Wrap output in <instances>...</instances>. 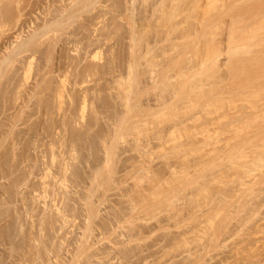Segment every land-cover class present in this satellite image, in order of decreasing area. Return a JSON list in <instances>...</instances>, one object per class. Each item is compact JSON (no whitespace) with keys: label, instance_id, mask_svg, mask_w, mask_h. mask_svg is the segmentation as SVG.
I'll list each match as a JSON object with an SVG mask.
<instances>
[{"label":"rangeland","instance_id":"374dc122","mask_svg":"<svg viewBox=\"0 0 264 264\" xmlns=\"http://www.w3.org/2000/svg\"><path fill=\"white\" fill-rule=\"evenodd\" d=\"M0 1H1V3H0V12H1L0 13V24H1V27L3 29V30L2 29L0 30V32H1L0 33V57H3L2 56V53L4 54L8 50L7 48H11V46L13 48L16 45H19L21 43V41L26 40L27 38H29L28 36L31 35L36 29H40L41 26L43 27L46 23H49L50 21H52L53 19H55V18H53L55 16V14L58 15V16L60 14H62L63 16H65L66 14H70V13L74 15V18L73 19H70V21L72 22L73 25L67 24L64 28H62V30H60L54 38L52 37L55 41L52 42V39H49L48 40V39H46L48 36H46V37L44 36L43 39H42L43 42L41 41L42 45L39 43V45L31 46V51L29 50V52H24L25 55H23L24 53L22 54L25 57H18V59H20V58L21 59L22 58H25V59H22L23 61L20 59V61H22V62H19V61L15 62L14 61L15 62V63H13V64H15L14 67L12 66V69L9 72H6L7 74L5 73L6 74L5 77H2V78L0 77L1 78L0 79V110H1L0 111V113H1L0 114V123H1L0 124V137H1L0 138V154H1L0 155V162H1L0 163V176L2 175L0 177V183L2 184V185H0V198H2V196L7 198V194H9L8 193L9 190L13 194V195L10 194V196L8 195L9 197H8V199L5 198L6 199L5 201H4V199H0L1 200L0 201L1 202L0 209H2V210L3 209L4 210L5 209H8L7 211L11 212V214L14 213L12 215L14 217L16 216L15 218L17 219V222L21 221L20 220V217H23L22 214H24V211L21 210L22 207L24 208V210L27 209V207L24 204V201L26 203H28V204H33L34 203L32 205V207H34V208L31 210L32 211V214H33V216H32L33 219L35 217H36L35 219H38V216L39 215L40 216L43 215L44 212L45 213H49L50 216L52 215L54 217V218L52 217L53 220L55 218L56 219H60L62 214L59 216V215H57V213H54L55 211L53 210L54 209L53 203L55 204L56 201L58 202V203H56L58 207H59V205H61L60 206L61 208H62V206H63V208H65L64 209L65 210L64 211V216L69 213L66 218L70 221V223L68 221V223L64 226V228H66V229H62V230L61 229H57L58 226H60V221L59 220H58L59 221V223H58V221H53L51 219L52 220L51 223H53V226H52L53 228L52 227L50 228V224L51 223L48 224L49 221L48 222H45L46 223L45 229H46L47 232L45 231V229L43 230V232L45 234H47V236L45 235L46 237L44 236L43 238L45 240H47V242L43 246L41 245L42 248L40 247L41 250H40V253H39V254L42 253L40 255V257H41V259L43 257V259L41 260V261L44 260V263L43 264H45V262H47L46 264H65V262L67 263V261H69L68 258H71V257H69V256H71L69 254V252L67 253V249L69 248L70 250H72L73 247L76 246V243H74V242H76L75 239L78 240L77 238L80 236V234H81L80 232H82L83 227H84V224H85V222H82V221L85 220L86 217H87V211L85 209L84 203H83L84 207L82 206V202H84V196L87 193L86 189H87V186L89 185V182H90L88 178L87 179L85 178V177H87L86 176L87 174L90 175L91 177L94 174L96 175V176L94 175L95 176L94 181L95 180L96 181L95 182H92L91 181L90 182L91 183L90 184L91 186L89 185L91 188L92 187L95 188L94 195L92 196V201H94V203H95V205H94L95 214H93V217H92V227H93V230L89 233L90 234L89 235V239L91 240V242L93 241L92 242L93 245H92L91 248H93L95 246L92 249V251L94 250L93 252L96 253L95 254L96 257H93L92 256L91 260L89 259L90 262H91V264H146V262H147V264H264V234L260 233L259 235H257L258 233H255L254 234V232L252 230H250V229H252L251 226H252L254 220H251V221L247 222L246 224L243 225L242 228H239L238 227V223L236 221L235 214H234V211H235V208H234V182H233V180H234L233 179L234 178V176H233V173H234L233 170H234V168H233V166L231 164L232 163L231 160L229 161L230 158H228V156L231 154V152H230L231 145L233 144V137H232V140H229L230 138H228V137H231L232 136L231 135L232 133L230 131L232 130L231 128H233V126L231 124L232 122L231 123L228 122V120H227V119H229L228 117H224L226 119V121L228 122V124H227L226 121L223 120L224 119L223 117H222L223 119L221 118L222 120H221V123H220V125L221 124L223 125L226 122V124L223 125V127H222V130H224V132L226 131V133L220 132L218 130V129L221 130V126L220 125H217L218 124L217 122L212 123L213 125L211 123H209L210 125L208 123H205L206 125L208 124V127L207 128H209V129H207L203 125L204 126V129L206 128L207 131L209 130L208 132H205L204 131L207 134L210 131H212L211 130L212 127L215 129V127L220 126V128L218 127V128L215 129V131H212L210 133H212V135H214L215 132H217V134L222 133L223 136H219L218 137V135H214V137H213L211 135L212 136V137L210 136L211 138L208 137L210 133L208 134V136H206L207 138H205L204 135H206V134L203 131L202 132L204 134L202 132H199V135L198 134H196V136H194V135H191L190 136L189 135V137L185 133H184L185 136H184V134L181 136V134H182L183 131H181L180 133H178V132L175 131V133H173L172 135L166 136V135H164L165 134V130L166 131L168 130L169 125H167V124L168 123L170 124V122L167 123V121H165L167 124L165 122L160 123V121L163 120L161 118V116H160L161 119L159 118L160 121H158L157 118H156L157 122H154V121H156L155 119H153L154 121L151 119L152 120L151 122L154 123V126L156 128L155 131H157L158 128H160V129L162 128V130L158 129V130L162 131V133L159 132V134L164 137L162 139H158L157 137H155V135H154L155 132L152 131V130H154L153 129L154 127H153V124L150 121H149L150 122L149 124H151V125H149V124L148 125L151 128L152 127L153 128L152 129L151 128L149 129V126L146 123L145 126L148 127L147 130L145 129V126L144 125L143 126L142 125H139V126L136 127L135 125H136V123L138 121L136 123H127L126 128H124V131L128 129L130 131V133H129L128 130L125 131V136L123 138H121V139H117L116 142H115V146H116V148H115V156H114V159L112 161L113 163L111 165V167H112L111 169H112L113 172H111L107 176L105 170L101 174L96 173L95 170H94V167L97 170V166L99 165V162H101V165H102L101 167H103L102 160H101L103 158H101V157L104 156V154L102 155V153H104L103 151L105 150V148H103L102 146H104V144L106 142H109L110 141L109 138H111V135H112L111 133H112V131L115 132V129H116V125H115V122H114V120H115V117L114 116L118 112L116 110H119V111L121 110V106H120L119 109H118L119 106H117V103L119 105L118 98H115V95L117 93V90L115 88L116 87V83L114 82V80L117 77H119L118 75H116V74L119 73V72H117L118 69H117L116 66L119 67V65H116V64H119L121 62L123 63V59L122 58H124L125 56H127V53L129 51L127 49V46L129 45V42H130L129 41V38H127L129 36L127 34L129 28H127L128 26H126L128 24H125V23H127L126 20L123 19V18H121V17H120L121 18L120 19L118 16H116L117 19L116 18H113V17L110 18L113 15V13H114V11H113V9H114L113 6L114 5L111 6L112 5V2L113 1H114L113 3L118 2V4H120V3H122L121 1H123V3L125 4V6L127 5L126 7L128 8L127 10L124 9V15H126V14L128 15V13H130L128 16H133L134 19H136L137 22H138L139 19L141 21V18L142 17L144 19H145V17L146 18L148 17L147 18L148 20L153 21L152 19H153V17L155 15H153L151 17V13H152V11H151L152 7L151 6L154 5L156 2H158V0H153V1L152 0H150V1L148 0L150 3H152L150 5V3L148 2V4L150 5L151 8L148 7L149 5L147 4V2H146V4H145V1L144 2H140V3H142L143 7H146V6H144V4L145 5H148L147 6V9L146 8L143 9L138 0H130L131 3H129L128 0H121V1L120 0H111V1L110 0H94L93 1V3H94L93 5H87L84 2H82L81 0H66V1L65 0H26V2H25V0H0ZM21 1H23V2L21 3ZM136 1H138L139 4H137ZM47 5H48V7H47ZM67 5H68V7H67ZM4 8H6L5 9V12H4ZM96 9H98V10H96ZM46 11H48V12H46ZM101 11H102V13H101ZM50 12H52V13H50ZM105 12H107V13H105ZM53 13H54V15H53ZM100 14H101V16H100ZM115 14H116V12H115ZM146 14H148V15H146ZM89 15H90V17H89ZM97 16H99V17H97ZM103 16H104V18H103ZM94 18L95 19L98 18V19H96L97 22L94 20ZM102 18H103V20H102ZM109 18H110V21H108ZM128 18L129 17H127V19ZM42 19H43V21H42ZM83 19H85V20H83ZM99 19H101L102 21L100 20V22H98ZM147 19H145V20H147ZM90 20H92L93 23H95V25L92 24V22ZM116 20L117 21L119 20V22H116ZM85 21L87 23L86 25L84 24ZM118 23L120 25H117ZM8 24H9V26H8ZM82 25H83L84 28L86 26V28L84 29L82 27ZM93 25H94V27H93ZM35 26H36V28H35ZM88 26H90V28H88ZM6 27H8V28H6ZM66 28H67V30H66ZM137 28H138V25H137ZM91 29H93L94 31L91 30ZM91 31H92L93 35H92ZM113 32L116 34V36H113V35H115ZM97 33H98V35H97ZM151 33H152V31H151ZM151 33L148 32L147 35L149 34V36H151ZM125 34H126V36H125ZM89 35H91V36H89ZM95 35H97L98 37L95 36ZM107 35L108 36L110 35V36L108 37ZM152 35H153V33H152ZM15 36H16L17 39L15 38ZM69 36H71V37H69ZM117 36H119V37H117ZM65 37H66L67 41L64 40ZM86 37H89V38L92 37L93 39L91 38L92 39L91 42H93L94 39H95V41H94L95 44L94 45H89V43H88L89 42V40H88L89 38H86ZM36 38H37V36H36ZM75 38L77 40H75ZM84 38H86V39H84ZM4 39H6V40H4ZM83 40H85V41H83ZM149 40L152 43L154 41L153 39H149ZM13 41H16V42L14 43ZM44 41H45V43H44ZM79 41H81L82 43L79 42ZM86 42L88 43L87 45H89L90 48L89 47H86L87 45L85 46ZM74 43L78 44V46L80 48L86 47V49L84 48V52H82L83 51V48L82 49H79V47H78V49H79V52L80 53H78V51L76 52L77 47H76V44H74ZM13 44H14V46H13ZM109 44H110V46H109ZM126 44H128V45H126ZM55 45H56V47H55ZM81 45H84V46H81ZM8 46H10V47H8ZM106 46H107V48H106ZM50 48H51V50H50ZM102 49H103V51H102ZM48 50L51 52L50 54L47 53V52H49ZM73 50L75 51L76 56L81 57V58H83V57L85 58V59L83 58L84 62L78 63V60H72L71 57H67L69 55L70 56L75 55L74 52L73 53L71 52ZM87 50H88V53H91L93 51L95 52V51H100L101 50L100 51V54H101L100 56H103V60L105 62L103 60H101V61L103 63H105V64L103 65V63L101 64V62L100 63L98 62L99 63V66H98V69L99 70L97 69L96 70L97 72L95 71L94 77H93V75H90V77L87 76L88 81L86 79V81H87L86 83H83V82L81 83L80 80H81V77L84 74V68H82V66H84L88 62H95V61L97 62V59L96 58H95V60L94 59H91L92 57L89 54H86L87 53ZM110 50H111V52H110ZM8 51H7V53H5V55L8 54ZM77 53L80 54V55H78ZM30 54H32V56H31L32 57L31 67H30L29 72L28 73H25L23 71H26L27 68L25 67L26 65L24 66V64H25V61L27 60L28 57L31 58L30 57ZM47 55H48V57H47ZM45 56L47 57V59L45 58ZM109 57H110V59L112 58L113 60H112V62H110L108 64L107 61H108ZM67 58L68 59H71L70 61L71 62L73 61V63H71ZM88 58H90V59H88ZM119 58H120V60L122 59L121 62H120ZM66 59L68 60L67 62H66ZM46 60H47V62H46ZM51 64H52V66H51ZM62 64H64V65H62ZM68 64H70V68H69V65ZM53 65L55 66V68H54ZM66 65H68V66H66ZM22 66L24 67V69L26 68V70H23V67ZM40 66H41V68H40ZM109 66H111L112 68L117 69V70H114V69L110 68ZM71 67H73V68H71ZM101 67H102V69H101ZM49 68H51L50 69L51 72H49ZM57 68H59L60 70L57 69ZM67 69H69L68 72H67ZM110 69H112V70H110ZM108 70H109V72H108ZM113 71H115V73H116L115 76H114L116 78H113ZM106 72H108V73L106 74ZM23 73H25V74H23ZM36 73H37V75H36ZM46 73L48 74V76H47ZM65 73H67V74H65ZM40 75H42L41 76L42 78L40 77ZM70 75H72L73 77L70 76ZM102 75L105 76V78ZM11 77H13L14 79H12ZM62 78H66V79L61 84V82H59V81H61ZM20 79H21V81H20ZM109 80H111V81H109ZM105 81H106V83H105ZM57 82H59L62 86L59 83H57ZM54 83H56V87L58 85H60L59 88L58 87L56 88ZM143 83H146V82H144V81L141 82L140 85H139L140 88L143 87V86L144 87L146 86V84L144 85ZM22 84H24V85L22 86ZM34 84H36V86ZM106 85H108L110 87H108ZM111 85H113V87ZM18 86L20 87V89H18L19 88ZM48 86H49V88H48ZM60 87H61V90H62V87H63L64 88L63 90H65V91H63V90H62V92H61V90L57 91L58 89H60ZM204 87H207V85L204 86ZM79 88H80V90H79ZM55 89H57V90H55ZM86 89H88L87 90L88 93H85V95H88L89 94L88 96H86V97H88L86 102H89V103H86L85 102V104H84V110H83V114H85L84 116H86V118H85V120H83L84 119L83 118V119H81V121H79V119H80V116L79 115H80V112H81L80 106H82V104H80L81 103L80 100L83 97V96L82 97H80V96L84 94L82 91L83 90H86ZM141 89H143V88H141ZM58 92H61V95L62 96L60 95L58 97V95H56ZM151 92H152V90L148 91L145 94H142V96H140V99H139V100L142 99L141 100L142 102L141 103L139 102V103L142 104V105H144V104L146 105V102L150 101V103H148L147 106H150L151 107L152 106V103H154L152 101H154V98H155V97H153L154 96V93H152L153 94L152 95V94H150ZM48 93H49V95H48ZM62 93H64V94H62ZM67 95H69L68 96L69 98H67ZM96 95H98L99 97L96 96ZM39 96H41V98ZM108 96H110V97H108ZM14 97L17 98L18 101L15 100ZM57 97H58V99H57ZM150 97H151V99H150ZM11 98H12V100H11ZM59 99H60V101H59ZM62 99H63V101H62ZM88 99H89V101H88ZM90 99H92V101ZM74 100H76V101H74ZM100 100H102L103 102L100 101ZM47 101H48V103H47ZM54 101H55V104H54ZM58 101H59V103H57ZM69 101H70V103H69ZM90 101L93 103L92 106H90L91 105L90 104L91 103ZM111 102H112V104H111ZM219 102H223V101L222 100L221 101H218V103L215 102V104L218 105V104H220ZM62 103L64 104V106H62ZM96 103H98V104L96 105ZM113 103L116 104V107H115V105ZM226 103H227V101H224L222 107H223V109H225V111H228L229 110V108H228L229 106L228 105H230L231 103H227L228 105ZM78 104H80V105H78ZM22 105H23V107H22ZM37 105H39V108L37 107ZM56 105L59 106V107H57ZM86 105H87V107H86ZM110 105L111 106L114 105V106L111 107ZM217 105H215L214 107H216ZM138 106H139V104L137 105V107L136 106L135 107L138 108ZM153 106H154V104H153ZM224 106L225 107L227 106L226 108H228V110H226V108ZM91 107H93V108H91ZM220 107L221 106L219 105L218 106V109ZM40 108L41 109L43 108L44 111L41 110ZM55 108L57 109L58 112L55 111L56 110ZM78 108H80V109H78ZM220 109H222V108H220ZM7 110H9V111H7ZM15 110H17V111H15ZM37 111H39V112H37ZM51 111H53V113ZM70 111L71 112L73 111L72 112L73 114H71V113L69 114ZM93 111L95 112V115H94V112ZM96 111H97V113H96ZM105 111H107V112H105ZM229 111H231V110H229ZM74 112H75V114H74ZM222 112L223 111L221 110V113ZM224 112H223V114H224ZM57 113H58V115H57ZM218 113H220L219 110H218ZM55 114L57 116H55ZM60 114H61V116L63 115L61 118H60ZM77 114H79V115H77ZM40 115H42V116H40ZM45 115L47 117H45ZM69 115H70V117L73 118V120H70L72 118L68 117ZM72 115L78 116L79 119H77L76 116L73 117ZM213 115H215V114L213 113ZM24 116H25V118H24ZM27 116L29 118H27ZM112 117L114 119H112ZM74 118H75V122H74ZM134 118L136 119V116ZM165 118L166 117H164V119ZM4 119H6V120H4ZM54 119H55V121H53ZM59 119H62V120H59ZM89 119L90 120L92 119V120L90 121ZM82 120L84 122H82ZM35 121H36V123H35ZM89 121H90V123H89ZM112 121H113L114 124L112 123ZM37 122H38V124H37ZM70 122H71V127L72 128L69 125ZM96 122H98V123H96ZM219 122H220V120H219ZM11 123H13V124H11ZM24 123H26L25 124V128H24V125H22ZM80 123H83V124L81 125ZM106 123H108V124H106ZM59 124H60L61 128H60ZM72 124L73 125L76 124V126H73ZM87 124H89V125H87ZM196 124H198V123L196 122ZM229 124H231L230 126H232V127H230V126H229L230 128L227 127ZM1 126H2V128H1ZM81 126H82V128L83 127L84 128L81 129ZM114 126H115V128H114ZM141 126H142V129L143 130L141 129V131H140V129L138 130V127L141 128ZM166 126H168V127H166ZM225 126H226V128H224ZM39 127L41 129H39ZM104 128H106V130ZM227 128H229V129H227ZM135 129H136V131L138 130L137 132H139V133H136L135 132ZM184 129H187L188 130V128H184ZM19 130H21V131H19ZM40 130H41V132H40ZM197 130H199V127H197ZM216 130H218L219 132L216 131ZM227 130H230L229 133H227ZM17 131H18V133H17ZM36 131H38V132H36ZM144 131L145 132L147 131V132L145 133ZM19 132H20V134H19ZM53 132H55L53 134L54 136L52 135ZM61 132H63V133H61ZM157 132H156V134H157ZM16 133L19 134V135L17 136ZM64 133H66V134H64ZM103 133H104V135H103ZM140 133L142 135H144V136L139 135ZM23 134H25V135L23 136ZM37 134H38V136H37ZM176 134L178 135V138H177ZM188 134H191V133H188ZM10 135H11V138H10ZM13 135L14 136L16 135V137L13 138L14 137ZM56 135H58V137ZM89 135H90V138H89ZM136 135L137 136L139 135V138H140V141L139 142L135 140V139H138L139 140V138H136L137 137ZM173 135L176 136V137H174ZM33 136H34V138H33ZM51 136H52V138H51ZM77 136H78V138H77ZM81 136H82V138H81ZM92 136H93L94 139L92 138ZM140 136H142V137H140ZM192 136H193V139H192ZM202 136H204L203 137L204 140H203ZM216 137H218V138H216ZM225 137H226V139H225ZM12 138L14 140L18 139V142L19 143L17 141L11 140ZM59 138L60 139L62 138L65 141H63L62 139L59 140ZM102 138H104V139H102ZM149 138H150V140H149ZM165 138H166V140H165ZM227 138H228V141H227ZM8 139H10L9 143H11V145L8 144V141H7ZM22 139H23V141H22ZM106 139H107V141H106ZM70 140H72V141H70ZM90 140H92V141H90ZM102 140H104L105 143H103ZM123 140H125L126 143ZM133 140H135V142ZM152 141H155V142H152ZM12 142H14V144ZM29 142L31 144V149L32 150L30 149V144H28ZM55 142H56V144H55ZM58 142H59L60 148H58V145H57ZM148 142L151 143V144H149ZM46 143L49 146L52 143L55 144V145H53L54 146V149H55L53 152H56V154L59 155V156L63 152H66L67 151V149H68L67 147H70L71 148V146L69 144L72 145V143L73 144L75 143L72 146L73 147L76 146L75 149L77 150V153H80L77 156H80V155L82 156L83 153H85V154H83V157H86L88 155L87 156L88 158L87 157L85 158L86 159L85 162L83 160V157L80 158L81 156L78 157L81 160H79L77 158L76 160H73V161L71 160V162H70L71 164L72 163L74 164V166H75V167H73L74 169H76L77 166L79 168L81 165H83V163L85 164V165H83V167H85V166L86 167L87 166L89 167V168H86V169L84 168V171H82L83 170V167L81 166L79 168V171H82V172H79L76 169V172L77 173H79V174L84 173V175L83 174L82 175L84 176V178L87 181H89L88 182V185L86 184L87 181H86L85 184L83 183L84 178H83V180H81V179L78 178L79 177V174L76 175L75 177L77 179L81 180L80 181L81 184L79 183V181H76L77 180L76 178H75L76 180L74 179V177H73L72 174L71 175L69 174L71 176L69 179H71V180L69 181L70 184L68 183L69 184L68 185V189L67 188H64V189L62 188L61 189L56 184V191L61 192V193H69V194H66L67 197H65V198H67V199H64L65 202H66L65 205L62 203V199H61L62 197H61V195L54 194L55 185H54V182H52V180L50 178L51 176L49 177V179L46 178L47 181L49 180V182H50L49 184L52 185L51 187H50V185L48 186V189L47 190H49L50 192L47 191V194L49 192V194L47 195V197L42 198L43 199L42 200V199H40L41 197L39 198L38 193H36V191L39 192V191H41V189H39L40 187L38 185V180L37 179H34V178H35V176H36V178H38V177H40L39 175L42 174V171L44 170V168H43L44 166L43 165H45V164H43V163L40 164V162L43 161V159L44 160L45 159L48 160L47 157H50V156H48L49 152H47V151H50L51 152V149H52L51 146L49 147ZM98 143H102V144L99 145ZM91 144L94 147H92ZM178 144H180V145H178ZM61 145H62V148L63 149L61 148ZM125 145H126V149H125ZM147 145H149V146H147ZM9 146H12L11 147L12 148V151L10 150L11 148H9ZM13 146H15V147L13 148ZM17 146H19L20 147V150H22V154H21V151L20 150H18V151L16 150V149H19V148H17ZM38 146H41V147H38ZM146 146H147V148H146ZM136 147H137V149H136ZM181 147H183V148H181ZM56 148H58V150L60 149L59 152H61V150L63 152L59 153ZM65 148H66V150H65ZM101 148L103 149V151L101 150ZM38 149H40V152H38L39 151ZM148 149L149 150L151 149V150L149 151ZM175 149L177 151H175ZM6 150L7 151L9 150V151L7 152ZM13 150H15L16 153L18 152L19 155L16 154L15 151L13 152ZM147 151H149V152H147ZM36 152H37V154H36ZM143 152H144V154H143ZM145 152H147L148 154H146ZM178 152L180 154H176ZM4 153H5V155H4ZM9 153H12V155L9 154ZM30 153H31V155L34 154L35 155V158H34V155L32 157L30 155ZM40 153H41V155H42V153L44 154V157L42 155L43 158L41 157V159H40V156H41ZM92 153H94V154H92ZM126 153H127V155H126ZM136 153H138V155ZM24 154L25 155L28 154V156H25ZM10 155L12 156V158L15 157L14 158L15 161H17L16 160V157L18 158V160L20 158V160H22L21 161L22 163H20V160H19L18 163L12 161L11 158H10L11 157ZM13 155H14V157H13ZM29 155L31 156V158H34V159H37V156L39 155L38 157H39V161H40V162H38V161L36 162L39 165H37L36 163H33L34 167H32L33 169L30 168V170H31V174L30 175L28 174L29 172H28V169L27 168H29L30 166H32L31 165L32 164L31 163L32 160H31V158L29 159V157H30ZM100 155H101V157H100ZM117 155H118V157H117ZM142 155H144L146 157H143ZM8 156H10V157H8ZM20 156L22 157V159H21ZM24 156L26 158L28 157L29 160L26 159ZM92 157L93 158H96V159L93 160ZM99 157H100V161L98 160ZM117 158H118V162H117ZM129 158L130 159H133V160H130ZM143 158H145V159H143ZM4 159H5V161H4ZM89 160H92V161H89ZM27 161H29L27 163V164H30L29 167H27V164H26ZM126 161H127V163H126ZM143 161L147 165H145V163ZM173 161H175V162H173ZM12 162L14 164L17 163L16 166L18 165V167H16V168H18V169L14 168ZM23 162H25V163L23 164ZM10 163H11L12 166L9 165ZM80 163H82V164H80ZM88 163H90V164H92V163L93 164L98 163V165L96 164L95 166H93V164H92V167H91L90 164H88ZM142 163H143V165H141ZM2 165L5 168H3ZM212 165H214V166H212ZM21 166L24 168V170L27 169L26 173L28 172L27 174L29 175L30 178L25 173V175H27V177H26V180H25V178L23 179L22 174H23L24 177H25V175H24V173H22V171H24V170H22L23 168L22 169L20 168ZM11 167H13L15 170L13 168H11ZM124 167H125V169H124ZM130 167H132V171H131ZM139 167H140V171L138 169ZM170 167H172L175 170H173L172 168L170 169ZM8 168H11L10 169L11 171ZM52 168L51 169L53 171H55L57 169V167H55V166H52ZM73 168H72V171H73ZM147 168H148V170H147ZM34 169H35V171L41 170V172L38 171V173H36L34 171ZM5 170L6 171L8 170L7 174H9V176L6 175V172L4 173ZM16 170H18V171L16 172V175H15V171ZM86 170H87V172L88 171L89 172L86 173ZM93 170H94V174L92 173ZM171 170H173L174 173H171ZM184 170H186V172H184ZM33 171L35 172V174L33 173ZM135 171H137V172H135ZM153 171H154V173L152 174ZM156 171L157 172L159 171V172L157 173ZM10 172H14V174L13 173H10ZM18 172L21 173V176H20V173L18 175ZM182 172H183V174L186 173L185 175L190 180V183H188L187 180H182L183 177L185 176L184 175L183 177H181L180 173H182ZM85 173H86V175H85ZM3 175H5L7 178L5 176H3ZM13 175L15 177H13ZM171 175H173V176L176 175V176L173 177ZM17 176H20V177H18L17 179H15ZM90 176H89V178H90ZM179 176L181 178H179ZM11 177H13V178H11ZM72 177H73V180H75L76 183H79L80 184V186L77 184L78 186L76 187V183L74 181H73L74 184L73 183H72L73 185L71 184ZM111 177H112V179H111ZM9 178H10V180H9ZM32 178H33V182H32ZM140 178H141V181H140ZM175 178H176V180L173 182L172 179H175ZM190 178L191 179L196 178V179L194 181H192ZM30 179H31V182L32 183L31 182H28V181H30ZM116 179H118V180L116 181ZM2 180H3V182H2ZM8 180L11 183L12 182L13 183L11 184ZM22 180L24 181V183H22L23 182ZM97 180H98V182L100 184L97 182ZM170 180H172V181H170ZM178 180H179V184L180 185L178 184ZM7 181L11 185L9 184V186H7ZM35 181H37V183ZM136 181L139 182V183H136ZM169 181L172 182V183H170ZM183 181H185V182H183ZM197 181L199 183H197ZM4 182H6V186H7V189L8 190L7 189H4L5 187H2V186H4L3 184H5ZM84 182H85V180H84ZM115 182H117V183H115ZM119 182H120V184H119ZM35 183L38 185L39 188L37 187V185H35ZM134 183H136V184H134ZM14 184L16 186L15 188H13L14 187ZM29 184H31L30 187L28 186ZM53 185H54V187H53ZM100 185H102V187ZM178 185L180 187H178ZM35 186L37 187V189H35ZM32 187H34V188H32ZM133 187H135L137 189H135V188L133 189ZM23 188H25V189H23ZM129 188L130 189L132 188V189L130 190ZM188 188H189L190 191L188 190ZM232 188H233V190H232ZM30 189H31V191H30ZM60 189H61V191H60ZM66 189H67V191H66ZM171 189H172V191H170ZM127 190L129 192H131V193H129ZM13 191H14V193H13ZM62 191H66V192H62ZM17 192H20V193L18 194ZM21 192H23V193H21ZM27 192L29 193V195L27 194ZM72 193L74 195H76V196L72 195ZM171 193H174V194H171ZM176 193L178 194V196H176L177 195ZM22 194H23V196H22ZM168 194H171V195H168ZM33 195H34V197L36 196V199H32V198H34ZM181 195H182V197H181ZM37 196H38V198H37ZM95 196L97 197V200L95 199ZM164 196H166L168 200L169 199H172L173 197H174V199L173 200H170L169 203H168L166 197H164ZM184 196H185V198H183ZM23 197H24V199H23ZM73 197H75V198H73ZM187 200H188V202H187ZM32 201H33V203H32ZM171 201L173 202V204H172ZM7 202H9V203H7ZM44 202L47 203V206L46 207H44V205H43ZM60 203H62V204H60ZM74 204H75V206H74ZM190 204H192V205H190ZM12 205H14V206H12ZM16 205H17V207H16ZM21 205H23V206H21ZM10 206H11V208H9ZM66 206H67V209H66ZM71 206L73 208L76 207L75 208V212L73 210H71V208H72ZM6 207H8V208H6ZM79 207L80 208H83V209H79V212H78L77 210H78ZM174 209H176V210H174ZM16 210L19 212V214L16 212ZM70 210H71V212H69ZM31 211L29 212L30 214H31ZM76 211L78 212L77 214H75ZM26 212L27 211H25V213ZM73 212H74V215L75 216L72 214ZM179 212H181V213H179ZM175 213H176V215H175ZM190 213H191V215H190ZM36 215H38V216H36ZM44 215H46V214H44ZM26 216H27V219H26ZM24 217L23 218H24V220L26 219V221L27 220L29 221V219L32 218V217H29L28 214H26V215L24 214ZM57 217H60V218H57ZM23 218H21V219H23ZM73 218H75V219H73ZM81 218H83V219H81ZM73 220L75 221V223H74ZM28 221H27V225H25L26 226V229H27V227H29ZM78 223H79V225H78ZM25 224H26V222H25ZM73 224H75V225L72 226ZM107 224H109L110 226L108 225V227H107ZM70 225H71V227H70ZM4 226L5 225H1V227H4ZM1 227H0V230H3L4 228L1 229ZM55 227H56V229H55ZM68 227H70V228H68ZM79 228H81V230ZM130 228H131V230H130ZM17 231L18 230L15 231V234H17V233L20 234L19 231L18 232ZM113 231H115V232H113ZM70 232H74V233H70ZM64 233H66V234H64ZM128 233H130V234H128ZM35 234H36V232H35ZM21 235H26V236H24V239L26 241V244L29 245L28 243H31L30 242L31 240L30 241L28 240L29 239V235L27 234V231H26V233H23ZM49 235L51 237L53 235L54 236H53V238H51ZM63 235H65L64 237L67 238V239H65L66 241L62 245L64 247L61 249V246H59L60 250H58L59 249L58 247H56V246L54 247V243L57 242V243H55L57 245L59 243L61 244L62 239L61 238L58 239V238L59 237H62ZM179 235H180V237H179ZM68 236H69V238H68ZM76 236H78V237H76ZM100 238H102V239H100ZM50 239H51V242L54 239L52 243L50 242ZM59 240H61V241H59ZM90 240H89V242H90ZM94 241H96V242H94ZM117 241H118V245L116 243ZM72 242L74 244H72ZM123 242H125V243H123ZM126 242H129L130 244L129 243L127 244ZM119 243H121V244L119 245ZM26 244H23V245H25V247L22 245V247L24 249L23 248L22 249L19 248L21 246H19L18 248L16 247L17 250H18V252H17V250L16 251L14 250V253L12 255L8 254V252H5V255H4V252L1 251L0 253L1 254L3 253V258H6L7 256H9L6 259H4V262H2V264H7V263L9 264V261L11 259H12V261L10 262V264H18V263L21 264L22 262H25L24 264H26L28 262V260L25 261L22 258L20 260V257L18 258V256H17V254L19 252L22 253L27 248V245ZM45 245H46V247L48 249L50 247H51L50 249H52V250H53V248L54 249L57 248L58 251L55 252V250H56L55 249L54 250L55 253L53 251H49L48 252V249L45 247ZM65 247H66V251L63 250V249H65ZM126 248H128V249H126ZM34 249H33V252H36ZM28 251H26V252L24 251V252L27 253ZM102 251H104V252L102 253ZM24 252H23V254H24ZM33 252L30 251L28 253H30V255H31V253H33ZM123 252H126V253L124 254ZM44 253H45V255H43ZM104 253L107 254V255H105ZM34 254H36V253H33V255H31V256H33L32 258L30 256H28L29 254L28 255L25 254L26 255L25 258L28 256L31 259H33V258H36V257L39 256V254H38V256H34ZM55 254H56V256H58V258H56V256H53L52 257V255H55ZM46 255H48V256H46ZM46 257H47V259H46ZM51 259H53V260H51ZM57 259H58V261L55 262V260H57ZM85 259L86 258H83L79 262V264L80 263L81 264H90V263H88L89 260H87V259L85 260ZM18 260H19V262H18ZM83 260L85 262H83ZM37 261L39 262L38 264L41 263L40 258H39V260L37 259Z\"/></svg>","mask_w":264,"mask_h":264},{"label":"bare ground","instance_id":"6f19581e","mask_svg":"<svg viewBox=\"0 0 264 264\" xmlns=\"http://www.w3.org/2000/svg\"><path fill=\"white\" fill-rule=\"evenodd\" d=\"M66 1V0H65ZM82 2H84L85 4H87V5H93L94 3H93V1L94 0H81ZM111 1V0H110ZM121 1V0H120ZM129 1V3H131V1L130 0H128ZM139 1V3L140 2H144L145 1V4H146V2H147V4H148V2L150 1H146V0H138ZM138 1H136L137 2V4H139L138 3ZM153 1V0H152ZM151 1V2H152ZM23 1H21V3H22ZM25 2H26V0H25ZM69 2V1H68ZM105 2V1H104ZM114 2V1H113ZM112 2V5L111 6H113L114 7V9H113V11H114V13H113V15L110 17V18H116V16H118L119 18L121 17V18H123V19H125L126 20V22L127 23H125V24H128V25H126V26H128L127 28H129V30H128V37L127 38H129V45L128 44H126V45H128L127 46V49L129 50L128 51V53H127V56H125L124 58H122L123 59V63L121 62L122 61V59L120 60V58H119V60H120V62L121 63H119V64H116V65H119V67L118 66H116L117 67V69H118V71L117 72H119L118 74H116L115 73V71H113V78H116V77H114L115 76V74L116 75H118L119 77H117L115 80H114V82L116 83V90H117V93H116V95H115V98H118V101H119V105H118V103H117V106H119L118 107V109L120 108V106H121V110L119 111V110H116V111H118L117 112V114H115V120H114V122H115V125H116V129H115V132L114 131H112V135H111V138H109L108 136V138H109V142H104V140H102L103 141V143H105L104 144V146H102L103 148H105V150L103 151V149L101 148V150L104 152V153H102V155L104 154V156H102L101 157V155H100V157L101 158H103V159H101L102 160V164H103V167H101L102 165H101V162H99V165H98V163H96L98 166H97V170L95 169V167H94V170H95V172L96 173H98V174H101L104 170H105V172H106V175L108 176L111 172H113L112 171V167H111V165H112V161H113V159H114V156H115V148H116V146H115V142H116V140L117 139H121V138H123L124 136H125V131H127V130H125L124 131V128H126V125H127V123H136L137 121V123H136V127L137 126H139V125H146V123H147V125L153 120V119H155L156 120V118H157V120L158 121H160L159 120V118H160V116H161V118L163 119V120H161L160 121V123H162V122H165V121H167V123L168 122H170V124L168 123H166L167 125H169V128H168V130L166 131L165 129V134L164 135H166V136H168V135H172L173 133H175V131L176 132H178V133H180L181 131H183L182 132V134H181V136L185 133L186 135H188V137H189V135L191 136V135H194V136H196V134H198L199 135V132H208L207 131V129H209V128H207L208 127V124L209 123H214V122H217L218 124L217 125H220V123H221V120L224 118V117H228L229 119H227L228 120V122H232L231 124H232V126H233V128H231L232 130L230 131V130H227V133H229V131L232 133L231 135V137H228V138H230L229 140H232V137H233V144L231 145V150H230V152H231V154L228 156V158H230L229 159V161L231 160V164H232V166H233V168H234V173H233V176H234V180H233V182H234V208H235V211H234V214H235V217H236V221H237V223H238V227L239 228H242L243 227V225L244 224H246L247 222H249V221H251V220H254V222H253V224H252V226H251V228L252 229H250V230H252L253 232H254V234L255 233H258L257 235H259L260 233H262V234H264V0H158V2H156L154 5H152L151 7H152V9H151V11H152V13H151V17L153 16V15H155L154 17H153V21H151V20H148L146 17H145V19H147V20H145L143 17L141 18V21H140V19L138 20V22H137V20L136 19H134V17L133 16H128L130 13H128V15L126 14V15H124V9H128L126 6H125V4L123 3V1H121L122 3H120V4H118V2H116V3H113ZM127 2V1H126ZM125 2V3H126ZM155 2V1H154ZM0 3H1V1H0ZM13 3V2H12ZM98 3V2H97ZM101 3V2H100ZM103 3V2H102ZM150 3V2H149ZM111 4V3H110ZM116 4V5H115ZM144 4V6H146V7H143V5H142V3H140V5L142 6V8L144 9V8H146L147 9V6L149 5H145ZM152 3H150V5H151ZM15 5V4H14ZM51 5V4H50ZM53 5V4H52ZM58 5V4H57ZM100 5V4H99ZM150 5L148 6L149 8H151L150 7ZM61 6V5H60ZM109 6V5H108ZM110 6V7H111ZM3 7V6H2ZM24 7V6H23ZM47 7H48V5H47ZM67 7H68V5H67ZM84 7V6H83ZM13 8V7H12ZM94 8V7H93ZM5 9L6 8H4V12H5ZM51 9V8H50ZM49 9V10H50ZM14 10V9H13ZM22 10V9H21ZM61 10V9H60ZM70 10V9H69ZM96 10H98V9H96ZM84 11V10H83ZM94 11V10H93ZM92 11V12H93ZM111 11V10H110ZM137 11V10H136ZM150 11V10H149ZM8 12V11H7ZM6 12V13H7ZM46 12H48V11H46ZM56 12V11H55ZM115 12H116V14H115ZM1 13V12H0ZM50 13H52V12H50ZM60 13V12H59ZM101 13H102V11H101ZM105 13H107V12H105ZM111 13V12H110ZM3 14V13H2ZM64 14V13H63ZM96 14V13H95ZM115 14V15H114ZM183 14V15H182ZM5 15V14H4ZM51 15V14H50ZM53 15H54V13H53ZM99 15V14H98ZM104 15V14H103ZM146 15H148V14H146ZM3 16V15H2ZM10 16V15H9ZM47 16V15H46ZM100 16H101V14H100ZM45 17V16H44ZM51 17V16H50ZM89 17H90V15H89ZM93 17V16H92ZM96 17V16H95ZM97 17H99V16H97ZM127 17H129L128 19H127ZM136 17V16H135ZM15 18V17H14ZM17 18V17H16ZM53 18H55V19H53L52 21H50L49 23H46L43 27L41 26V28L40 29H36L31 35H29L28 37L29 38H27L26 40H23V41H21V43L19 44V45H16L15 47H13L12 48V46H11V48H7L8 50V54L7 55H5V53H7V51L3 54L2 53V56L3 57H0V77L2 78V77H5V75L7 74L6 72H9L11 69H12V66L14 67V65L15 64H13V63H15V62H17V61H19V62H22L23 60L22 59H25V58H20L22 61H20V59H18V57H25V56H23V55H25V53L24 52H29V50L31 51V46H34V45H39V43L42 45V43H41V41L43 42V37L45 36H48L46 39H52V42L53 41H55L53 38L57 35V33L60 31V30H62V28H64L67 24H71V25H73L72 24V22L70 21V19H73L74 18V15L73 14H66L65 16H63L62 14H60L59 16L58 15H56L55 14V16L53 17ZM85 18V17H84ZM103 18H104V16H103ZM103 18H102V20H103ZM110 18H109V20L108 21H110ZM118 18V19H119ZM120 18V19H121ZM155 18V19H154ZM7 19V18H6ZM11 19V18H10ZM44 19V18H43ZM43 19H42V21H43ZM90 19V18H89ZM96 19H98V18H96ZM96 19L94 18V20L96 21ZM117 19V18H116ZM119 19V20H120ZM15 20V19H14ZM78 20V19H77ZM83 20H85V19H83ZM100 20L101 19H99L98 20V22H100ZM101 20V21H102ZM105 20V19H104ZM119 20L117 21L116 20V22H119ZM124 20V21H125ZM46 21V20H45ZM91 22H92V24H94L95 25V23H93V21L92 20H90ZM76 22V21H75ZM74 22V23H75ZM78 22V21H77ZM97 22V21H96ZM106 22V21H105ZM123 22V21H122ZM37 23V22H36ZM38 24V23H37ZM85 25L87 24L86 23V21H85V23H84ZM90 24V23H89ZM124 24V25H125ZM15 25V24H14ZM80 25V24H79ZM94 25H93V27H94ZM97 25V24H96ZM104 25V24H103ZM107 25V24H106ZM117 25H120L119 23L117 24ZM137 25H138V28H137ZM8 26H9V24H8ZM40 26V25H39ZM92 26V25H91ZM99 26V25H98ZM112 26V25H111ZM115 26V25H114ZM38 27V26H37ZM69 27V26H68ZM73 27V26H72ZM82 27H83V25H82ZM106 27V26H105ZM125 27V26H124ZM6 28H8V27H6ZM35 28H36V26H35ZM39 28V27H38ZM84 28V27H83ZM85 28H86V26H85ZM84 28V29H85ZM88 28H90V26H88ZM87 28V29H88ZM104 28V27H103ZM120 28V27H119ZM2 29V27H1V24H0V30ZM101 29V28H100ZM117 29V28H116ZM3 30V29H2ZM66 30H67V28H66ZM91 30H93V29H91ZM97 30V29H96ZM112 30V29H111ZM119 30V29H118ZM123 30V29H122ZM125 30V29H124ZM31 31V30H30ZM69 31V30H68ZM94 31V30H93ZM98 31V30H97ZM114 31V30H113ZM116 31V30H115ZM151 31H152V33H153V35H152V33H151ZM3 32V31H2ZM88 32V31H87ZM90 32V31H89ZM121 32V31H120ZM151 33V36H149V34L147 35V33ZM1 33V32H0ZM76 33V32H75ZM80 33V32H79ZM91 33H92V31H91ZM104 33V32H103ZM114 33V32H113ZM17 34V33H16ZM15 34V35H16ZM64 34V33H63ZM67 34V33H66ZM83 34V33H82ZM115 34V33H114ZM122 34V33H121ZM3 35V34H2ZM5 35V34H4ZM70 35V34H69ZM79 35V34H78ZM92 35H93V33H92ZM97 35H98V33H97ZM97 35H95V36H97ZM119 35V34H118ZM24 36V35H23ZM36 36H37V38H36ZM67 36V35H66ZM89 36H91V35H89ZM94 36V37H95ZM108 36V35H107ZM110 36V35H109ZM108 36V37H109ZM113 36H116V34L115 35H113ZM122 36V35H121ZM125 36H126V34H125ZM148 36V37H147ZM22 37V36H21ZM20 37V38H21ZM51 37V38H50ZM53 37V38H52ZM69 37H71V36H69ZM84 37V36H83ZM98 37V36H97ZM117 37H119V36H117ZM150 37V38H149ZM153 37V38H152ZM15 38H16V36H15ZM77 38V37H76ZM75 38V40H77ZM86 38H89V37H86ZM86 38H84V39H86ZM92 38V37H91ZM91 38H89L88 40H89V45H94L95 43H94V41H95V39H94V41L93 42H91L92 41V39ZM115 38V37H114ZM153 39L154 41H153V43L152 42H150V40L149 39ZM17 39V38H16ZM15 39V40H16ZM91 39V40H90ZM4 40H6V39H4ZM63 40V39H62ZM64 40H66L67 41V39H66V37H65V39ZM87 40V41H88ZM106 40V39H105ZM112 40V39H111ZM118 40V39H117ZM71 41V40H70ZM82 41V40H81ZM81 41H79V42H81ZM83 41H85V40H83ZM100 41V40H99ZM152 41V40H151ZM10 42V41H9ZM14 43L16 42V41H13ZM12 42V43H13ZM47 42V41H46ZM49 42V41H48ZM63 42V41H62ZM74 42V41H73ZM72 42V43H73ZM103 42V41H102ZM44 43H45V41H44ZM69 43V42H68ZM77 43V42H76ZM76 43H74V44H76ZM82 43V42H81ZM87 42H86V44H85V46L88 44ZM101 43V42H100ZM114 43V42H113ZM126 43V42H125ZM52 44V43H51ZM63 44V43H62ZM67 44V43H66ZM112 44V43H111ZM121 44V43H120ZM7 45V44H6ZM12 45V44H11ZM89 45H87L86 47H89L90 48V46ZM103 45V44H102ZM105 45V44H104ZM13 46H14V44H13ZM52 46V45H51ZM63 46V45H62ZM71 46V45H70ZM81 46H84V45H81ZM109 46H110V44H109ZM5 47V46H4ZM8 47H10V46H8ZM55 47H56V45H55ZM72 47V46H71ZM76 47H77V49H76V52L78 51V53H80L79 52V49H82L83 48V51L82 52H84V48L86 49V47H82V48H80L79 46H78V44H76ZM78 47H79V49H78ZM100 47V46H99ZM45 48V47H44ZM69 48V47H68ZM106 48H107V46H106ZM118 48V47H117ZM126 49V50H127ZM6 50V49H5ZM35 50V49H34ZM33 50V51H34ZM50 50H51V48H50ZM68 50V49H67ZM66 50V51H67ZM75 50V49H74ZM71 51L72 53L74 52L75 53V51ZM90 50V49H89ZM118 50V49H117ZM116 50V51H117ZM125 50V51H126ZM32 51V52H33ZM49 51V50H48ZM65 51V52H66ZM69 51V50H68ZM93 51V50H92ZM101 51V50H100ZM100 51H93V52H91V53H88V50H87V53L86 54H89L90 56V58L91 59H94L95 60V58L97 59V62L95 61V62H88V63H86L84 66H82V68H84V74H83V76L81 77V80H80V82L82 83H86L87 81H88V79H87V76H89L90 77V75H93V77H94V74H95V71L98 69V66H99V63L101 62V64L103 63L101 60H103V56H100L101 54H100ZM102 51H103V49H102ZM115 51V50H114ZM2 52V51H1ZM45 52V51H44ZM110 52H111V50H110ZM109 52V53H110ZM118 52V51H117ZM24 53V54H23ZM36 53V52H35ZM47 53H51L50 51L49 52H47ZM77 53V54H78ZM93 53V54H92ZM23 54V55H22ZM37 54V53H36ZM58 54V53H57ZM66 54V53H65ZM62 55V54H61ZM78 55H80V54H78ZM115 55V54H114ZM121 55V54H120ZM123 55V54H122ZM32 56V54H30V57ZM59 56V55H58ZM82 56V55H81ZM36 57V56H35ZM47 57H48V55H47ZM47 57L45 56V58L47 59ZM67 57H71L72 58V60H78V63H80V62H84V60H83V58H81V57H78V56H76V53H75V55H73V56H67ZM88 57V56H87ZM86 57V58H87ZM108 57V56H107ZM106 57V58H107ZM115 57V56H114ZM29 58V57H28ZM27 58V60L25 61V64H24V66L27 68V70H26V68L24 69V67H23V70H26V71H23V72H25V73H28L29 72V70H30V67H31V63H32V57L31 58H29L28 59ZM61 58V57H60ZM90 58H88V59H90ZM41 59V58H40ZM63 59V58H62ZM68 59V58H67ZM66 59V62L69 60H71V59H68L67 60ZM85 59V58H84ZM87 59V60H88ZM105 59V58H104ZM115 59V58H114ZM37 60V59H36ZM112 58L110 59V57H109V59H108V61H107V63L109 64L110 62H112ZM15 61V62H14ZM57 61V60H56ZM55 61V62H56ZM104 61V60H103ZM116 61V60H115ZM114 61V62H115ZM34 62V61H33ZM46 62H47V60H46ZM71 62V61H70ZM86 62V61H85ZM99 62V63H98ZM105 62V61H104ZM64 63V62H63ZM69 63V62H68ZM71 63H73V61L71 62ZM76 63V62H75ZM77 63V64H78ZM106 63V64H107ZM117 63V62H116ZM22 64V63H21ZM44 64V63H43ZM56 64V63H55ZM65 64V63H64ZM64 64H62V65H64ZM67 64V63H66ZM76 64V65H77ZM84 64V63H83ZM100 64V65H101ZM105 63H103V65H104ZM40 65V64H39ZM61 65V66H62ZM69 65V68H70V64H68ZM68 65H66V66H68ZM74 65V64H73ZM51 66H52V64H51ZM54 66V65H53ZM72 66V65H71ZM141 66V67H140ZM77 67V66H76ZM103 67V66H102ZM102 67H101V69H102ZM110 68H112L111 66H109ZM115 67V68H116ZM40 68H41V66H40ZM44 68V67H43ZM54 68H55V66H54ZM68 68V67H67ZM71 68H73V67H71ZM47 69V68H46ZM50 69L51 68H49V72H51L50 71ZM57 69H59V68H57ZM76 69V68H75ZM80 69V68H79ZM112 69H114V68H112ZM112 69H110V70H112ZM117 69H114V70H117ZM42 70V69H41ZM60 70V69H59ZM68 70L69 69H67V72H68ZM99 70V69H98ZM21 71V70H20ZM106 71V70H105ZM104 71V72H105ZM55 72V71H54ZM58 72V71H57ZM61 72V71H60ZM63 72V71H62ZM65 72V71H64ZM72 72V71H71ZM97 72V71H96ZM108 72H109V70H108ZM108 72H106V74L108 73ZM112 72V71H111ZM6 73V74H5ZM25 73H23V74H25ZM101 73V72H100ZM103 73V72H102ZM21 74V73H20ZM42 74V73H41ZM47 74V73H46ZM64 74V73H63ZM65 74H67V73H65ZM76 74V73H75ZM79 74V73H78ZM110 74V73H109ZM108 74V75H109ZM112 74V73H111ZM4 75V76H3ZM36 75H37V73H36ZM44 75V74H43ZM60 75V74H59ZM73 75V74H72ZM72 75H70V76H72ZM107 75V76H108ZM15 76V75H14ZM42 75H40V77H41ZM46 76V75H45ZM47 76H48V74H47ZM58 76V75H57ZM80 76V75H79ZM96 76V75H95ZM103 76V75H102ZM63 77V76H62ZM65 77V76H64ZM69 77V76H68ZM73 77V76H72ZM76 77V76H75ZM84 77V78H83ZM104 78H105V76H103ZM0 78V79H1ZM12 79H14L13 77H11ZM42 78V77H41ZM46 78V77H45ZM61 78V77H60ZM70 78V77H69ZM92 78V77H91ZM97 78V77H96ZM10 79V78H9ZM11 79V80H12ZM58 79V78H57ZM56 79V80H57ZM65 79L66 78H62L61 79V81H59V82H61V84H62V82L63 81H65ZM73 79V78H72ZM86 79H87V81H86ZM112 79V78H111ZM5 80V79H4ZM16 80V79H15ZM91 80V79H90ZM101 80V79H100ZM106 80V79H105ZM8 81V80H7ZM19 81V80H18ZM20 81H21V79H20ZM43 81V80H42ZM109 81H111V80H109ZM146 82V83H143L144 85L146 84V86L144 87H141V88H143V89H141L140 87H139V85H140V83L141 82ZM11 82V81H10ZM55 82V81H54ZM59 82H57V83H59ZM77 82V81H76ZM97 82V81H96ZM95 82V83H96ZM113 82V81H112ZM22 83V82H21ZM72 83V82H71ZM80 83V84H81ZM89 83V82H88ZM100 83V82H99ZM105 83H106V81H105ZM2 84V83H1ZM5 84V83H4ZM7 84V83H6ZM55 84V87H56V83H54ZM60 84V83H59ZM60 84V85H61ZM79 84V85H80ZM101 84V83H100ZM113 84V83H112ZM20 85V84H19ZM24 84H22V86H23ZM35 86H36V84H34ZM60 85H58L57 87L59 88V86ZM66 85V84H65ZM82 85V84H81ZM85 85V84H84ZM90 85V84H89ZM207 85V87H204V86H206ZM16 86V85H15ZM54 86V85H53ZM62 86V85H61ZM67 86V85H66ZM73 86V85H72ZM83 86V85H82ZM88 86V85H87ZM97 86V85H96ZM106 86H108V85H106ZM112 87H113V85H111ZM19 87V86H18ZM17 87V88H18ZM54 87V88H55ZM56 87V88H57ZM104 87V86H103ZM108 87H110V86H108ZM35 88V87H34ZM48 88H49V86H48ZM18 89H20V87L18 88ZM44 89V88H43ZM64 88L62 87V90H63ZM85 89V88H84ZM102 89V88H101ZM16 90V89H15ZM22 90V89H21ZM55 90H57V89H55ZM59 90H61V87H60V89H58L57 91H59ZM62 90H61V92H62ZM79 90H80V88H79ZM88 89H86V90H83L82 92L84 93L83 95H81L80 97H82V99L80 100L81 101V103L80 104H82V106H80V108H78V109H80L81 110V112H80V115L79 114H77V115H79L80 116V119H79V117L78 116H76V115H72L73 117H77V119H79V121H81V119H83V120H85V118H86V116H84L85 114H83V110H84V104H85V102L87 101V98L88 97H86V96H88V95H85V93H88V91H87ZM90 90V89H89ZM94 90V89H93ZM108 90V89H107ZM115 90V89H114ZM150 90H152V92L150 93V94H152V93H154V96L153 97H155L154 98V101H152V102H154V103H152V106L150 107V106H147V104L148 103H150V101H148V102H146V105L144 104V105H142V104H140L142 101V99L141 100H139L140 99V96H142V94H145V93H147L148 91H150ZM19 91V90H18ZM32 91V90H31ZM42 91V90H41ZM63 91H65V90H63ZM67 91V90H66ZM85 91V92H84ZM87 91V92H86ZM91 91V90H90ZM89 91V92H90ZM99 91V90H98ZM61 92H58L56 95H58V97L61 95ZM70 92V91H69ZM77 92V91H76ZM81 92V91H80ZM81 92V93H82ZM101 92V91H100ZM99 92V93H100ZM103 92V91H102ZM21 93V92H20ZM75 93V92H74ZM113 93V92H112ZM37 94V93H36ZM54 94V93H53ZM62 94H64V93H62ZM71 94V93H70ZM69 94V95H70ZM94 94V93H93ZM98 94V93H97ZM149 94V93H148ZM149 94V95H150ZM14 95V94H13ZM12 95V96H13ZM18 95V94H17ZM27 95V94H26ZM40 95V94H39ZM48 95H49V93H48ZM69 95H67V98H69L68 96ZM76 95V94H75ZM80 95V94H79ZM99 95V94H98ZM98 95H96V96H98ZM103 95V94H102ZM153 95V94H152ZM20 96V95H19ZM62 96V95H61ZM77 96V95H76ZM95 96V97H96ZM16 97V96H15ZM14 97V99L15 100H17V98H15ZM18 97V96H17ZM23 97V96H22ZM38 97V96H37ZM36 97V98H37ZM40 98H41V96H39ZM58 97H57V99H58ZM79 97V98H80ZM92 97V96H91ZM99 97V96H98ZM105 97V96H104ZM108 97H110V96H108ZM28 98V97H27ZM114 98V99H115ZM149 98V97H148ZM43 99V98H42ZM55 99V98H54ZM56 99V100H57ZM71 99V98H70ZM101 99V98H100ZM106 99V98H105ZM150 99H151V97H150ZM225 99V100H224ZM11 100H12V98H11ZM14 100V101H15ZM46 100V99H45ZM48 100V99H47ZM78 100V99H77ZM91 101H92V99H90ZM97 100V99H96ZM116 100V99H115ZM147 100V99H146ZM223 101V102H219L220 104H215V102H217L218 103V101ZM18 101V100H17ZM40 101V100H39ZM59 101H60V99H59ZM59 101L57 102V103H59ZM62 101H63V99H62ZM74 101H76V100H74ZM88 101H89V99H88ZM90 101V102H91ZM100 101H102V100H100ZM224 101H227V103H231L230 105H228L227 103V105L229 106L228 108H229V110H231V111H229L228 110V108H226L225 106V108H226V110H228V111H225V109H223V103H224ZM13 102V101H12ZM11 102V103H12ZM37 102V101H36ZM35 102V103H36ZM45 102V101H44ZM53 102V101H52ZM79 102V101H78ZM103 102V101H102ZM115 102V101H114ZM140 102V103H139ZM34 103V104H35ZM42 103V102H41ZM47 103H48V101H47ZM64 103V102H63ZM62 103V106H64V104ZM69 103H70V101H69ZM68 103V104H69ZM86 103H89V102H86ZM39 104V103H38ZM44 104V103H43ZM54 104H55V101H54ZM61 104V103H60ZM74 104V103H73ZM80 104H78V105H80ZM91 105L90 106H92V102L90 103ZM98 103H96V105H97ZM101 104V103H100ZM111 104H112V102H111ZM114 104V103H113ZM139 104V106H138V108H136L137 107V105ZM153 104H154V106H153ZM222 104V105H221ZM225 104V105H226ZM6 105V104H5ZM52 105V104H51ZM115 105V107H116V104H114ZM114 105H112V106H114ZM150 105V104H149ZM215 105H217L216 107H214ZM221 106L220 108H222V109H218V106ZM17 106V105H16ZM20 106V105H19ZM18 106V107H19ZM36 106V105H35ZM44 106V105H43ZM48 106V105H47ZM57 106V105H56ZM111 106V105H110ZM111 106V107H112ZM136 106V107H135ZM11 107V106H10ZM14 107V106H13ZM22 107H23V105H22ZM37 107L39 108V105H37ZM57 107H59V106H57ZM69 107V106H68ZM79 107V106H78ZM86 107H87V105H86ZM97 107V106H96ZM3 108V107H2ZM63 108V107H62ZM91 108H93V107H91ZM90 108V109H91ZM98 108V107H97ZM114 108V107H113ZM41 109V108H40ZM46 109V108H45ZM56 109V108H55ZM60 109V108H59ZM75 109V108H74ZM108 109V108H107ZM19 110V109H18ZM36 110V109H35ZM38 110V109H37ZM41 110H43V108L41 109ZM104 110V109H103ZM110 110V109H109ZM218 110H219V112L220 113H218ZM221 110L224 112V114H223V112L221 113ZM1 111V110H0ZM6 111V110H5ZM7 111H9V110H7ZM15 111H17V110H15ZM44 111V110H43ZM49 111V110H48ZM55 111H57V109L55 110ZM75 111V110H74ZM77 111V110H76ZM98 111V110H97ZM97 111H96V113H97ZM114 111V110H113ZM29 112V111H28ZM27 112V113H28ZM34 112V111H33ZM37 112H39V111H37ZM36 112V113H37ZM50 112V111H49ZM52 113H53V111H51ZM58 112V111H57ZM73 112V111H72ZM71 111L69 112V114L71 113V114H73ZM94 112V111H93ZM92 112V113H93ZM105 112H107V111H105ZM227 112V113H226ZM16 113V112H15ZM48 113V112H47ZM46 113V114H47ZM86 113V112H85ZM213 113L215 114V115H213ZM226 113V114H225ZM1 114V113H0ZM5 114V113H4ZM14 114V113H13ZM12 114V115H13ZM35 114V113H34ZM49 114V113H48ZM47 114V115H48ZM74 114H75V112H74ZM101 114V113H100ZM32 115V114H31ZM50 115V114H49ZM57 115H58V113H57ZM56 114H55V116H57ZM65 115V114H64ZM90 115V114H89ZM93 115V114H92ZM94 115H95V112H94ZM93 115V116H94ZM107 115V114H106ZM113 115V114H112ZM213 115V116H212ZM6 116V115H5ZM9 116V115H8ZM40 116H42V115H40ZM39 116V117H40ZM63 116V115H62ZM61 116V114H60V118L62 117ZM111 116V115H110ZM136 116V119L134 118ZM163 116V117H162ZM45 117H47L46 115H45ZM68 117H70V115L68 116ZM92 117V116H91ZM106 117V116H105ZM164 117H166L165 119H164ZM223 117V118H222ZM12 118V117H11ZM17 118V117H16ZM24 118H25V116H24ZM27 118H29L28 116H27ZM26 118V119H27ZM38 118V117H37ZM41 118V117H40ZM70 118H72V117H70ZM98 118V117H97ZM108 118V117H107ZM160 118V119H161ZM222 118V119H221ZM3 119V118H2ZM68 119V118H67ZM76 119V120H77ZM104 119V118H103ZM112 119H114L113 117H112ZM152 119V120H151ZM4 120H6V119H4ZM3 120V121H4ZM15 120V119H14ZM40 120V119H39ZM44 120V119H43ZM50 120V119H49ZM59 120H62V119H59ZM70 120H73V118L72 119H70ZM82 120V122H84ZM90 120V119H89ZM92 120V119H91ZM90 120V121H91ZM105 120V119H104ZM157 120L156 121H154V122H157ZM219 120H220V122H219ZM224 121H226V119L224 118L223 119ZM29 121V120H28ZM41 121V120H40ZM46 121V120H45ZM53 121H55V119L53 120ZM58 121V120H57ZM68 121V120H67ZM78 121V120H77ZM76 121V122H77ZM90 121H89V123H90ZM150 121V122H149ZM223 121V122H224ZM10 122V121H9ZM25 122V121H24ZM32 122V121H31ZM44 122V121H43ZM74 122H75V118H74ZM106 122V121H105ZM196 122L198 123V124H196ZM222 122V123H223ZM227 122V121H226ZM226 122H225V124H226ZM228 122H227V124H228ZM27 123V122H26ZM26 123H24V124H22V125H24V128H25V124ZM35 123H36V121H35ZM48 123V122H47ZM46 123V124H47ZM60 123V122H59ZM73 123V122H72ZM96 123H98V122H96ZM109 123V122H108ZM108 123H106V124H108ZM112 123H113V121H112ZM141 123V124H140ZM152 124H153V129L154 130H152L153 132H155V137H157L158 139H162V138H164L162 135H160L159 134V132L160 133H162V131H160V130H162V128L160 129V128H158V129H160V130H158L157 129V131H155V126H154V123L153 122H151ZM159 123V122H158ZM205 123H208L207 125L205 124ZM1 124V123H0ZM11 124H13V123H11ZM20 124V123H19ZM37 124H38V122H37ZM42 124V123H41ZM40 124V125H41ZM45 124V123H44ZM43 124V125H44ZM52 124V123H51ZM74 124V123H73ZM72 124V125H73ZM81 125L83 124V123H80ZM95 124V123H94ZM114 124V123H113ZM157 124V123H156ZM164 124V123H163ZM225 124H223V125H225ZM231 124H229L227 127H229ZM31 125V124H30ZM42 125V126H43ZM48 125V124H47ZM58 125V124H57ZM70 127H71V122H70ZM78 125V124H77ZM87 125H89V124H87ZM149 125H151V124H149ZM148 125V126H149ZM158 125V124H157ZM162 125V124H161ZM160 125V126H161ZM207 128H205L204 129V126ZM210 125V124H209ZM213 125V124H212ZM223 125L221 124L220 126H221V130L220 129H218L220 132H223V133H226V131L224 132V130H222V127H223ZM6 126V125H5ZM35 126V125H34ZM59 126H60V124H59ZM73 126H76V124L75 125H73ZM96 126V125H95ZM103 126V125H102ZM101 126V127H102ZM107 126V125H106ZM110 126V125H109ZM142 126H141V128H139L138 127V130L140 129V131H141V129H142ZM159 126V125H158ZM220 126H217V127H215V129L216 128H220ZM232 126H230V127H232ZM9 127V126H8ZM44 127V126H43ZM51 127V126H50ZM58 127V126H57ZM130 127V126H129ZM134 127V126H133ZM166 127H168V126H166ZM197 127H199V130H197ZM210 127V126H209ZM229 127V128H230ZM1 128H2V126H1ZM37 128V127H36ZM55 128V127H54ZM60 128H61V126H60ZM72 128V127H71ZM74 128V127H73ZM79 128V127H78ZM84 128V127H83ZM82 128V126H81V129H83ZM86 128V127H85ZM89 128V127H88ZM91 128V127H90ZM114 128H115V126H114ZM147 126H145V129L147 130ZM151 127L149 126V129H150ZM151 128V129H152ZM164 128V127H163ZM184 128H188V130L187 129H184ZM224 128H226V126L224 127ZM229 128H227V129H229ZM17 129V128H16ZM32 129V128H31ZM39 129H41L40 127H39ZM38 129V130H39ZM57 129V128H56ZM55 129V130H56ZM105 130H106V128H104ZM130 129V128H129ZM134 129V128H133ZM214 128L212 127L211 128V130L212 131H215V129L213 130ZM8 130V129H7ZM27 130V129H26ZM25 130V131H26ZM45 130V129H44ZM60 130V129H59ZM99 130V129H98ZM137 130V131H138ZM143 130V129H142ZM218 130H216V131H218ZM19 131H21V130H19ZM78 131V130H77ZM92 131V130H91ZM129 131V130H128ZM134 131V130H133ZM136 131V129H135V132L136 133H139V132H137ZM151 131V130H150ZM212 131H210V132H212ZM218 131V132H219ZM4 132V131H3ZM27 132V131H26ZM36 132H38V131H36ZM40 132H41V130H40ZM44 132V131H43ZM42 132V133H43ZM65 132V131H64ZM71 132V131H70ZM107 132V131H106ZM114 132V133H113ZM145 132V131H144ZM147 132V131H146ZM145 132V133H146ZM152 132V133H153ZM156 132H157V134H156ZM202 132V133H203ZM204 132V133H205ZM209 132V133H210ZM17 133H18V131H17ZM16 133V134H17ZM46 133V132H45ZM55 132H53L52 133V135L54 134ZM61 133H63V132H61ZM89 133V132H88ZM129 133H130V131H129ZM135 133V134H136ZM188 133H191V134H188ZM203 133V134H204ZM208 133V134H209ZM3 134V133H2ZM19 134H20V132H19ZM19 134H17V136L19 135ZM27 134V133H26ZM64 134H66V133H64ZM93 134V133H92ZM96 134V133H95ZM98 134V133H97ZM132 134V133H131ZM185 134H184V136H185ZM206 135H204L205 136V138H207L206 136H208V134L207 133H205ZM12 135V134H11ZM11 135H10V138H11ZM25 134H23V136H24ZM29 135V134H28ZM74 135V134H73ZM91 135V134H90ZM90 135H89V138H90ZM102 135V134H101ZM103 135H104V133H103ZM139 135H142L141 133L139 134ZM139 135L136 137V138H139ZM212 133H210L209 134V138H211L212 136L214 137V135H218V137L219 136H223V134L222 133H219V134H217V132H215V134L214 135H212ZM229 135V134H228ZM2 136V135H1ZM14 136V135H13ZM37 136H38V134H37ZM50 136V135H49ZM54 136V135H53ZM57 137H58V135H56ZM142 136H144V135H142ZM142 136H140V137H142ZM149 136V135H148ZM152 136V135H151ZM165 136V137H166ZM174 136V135H173ZM176 136H177V138H178V135L176 134ZM176 136H174V137H176ZM201 136V135H200ZM204 136H202V138L204 137ZM211 136V137H210ZM16 137V135L13 137V138H15ZM20 137V136H19ZM65 137V136H64ZM106 137V138H107ZM135 137V136H134ZM218 137H216V138H218ZM1 138V137H0ZM11 139V140H13V141H17L18 142V139H16V140H14V139ZM18 138V137H17ZM33 138H34V136H33ZM46 138V137H45ZM51 138H52V136H51ZM54 138V137H53ZM71 138V137H70ZM74 138V137H73ZM77 138H78V136H77ZM81 138H82V136H81ZM86 138V137H85ZM92 138H93V136H92ZM144 138V137H143ZM170 138V137H169ZM228 138H227V141H228ZM5 139V138H4ZM43 139V138H42ZM62 139V138H61ZM60 138H59V140H61ZM65 139V138H64ZM94 139V138H93ZM99 139V138H98ZM102 139H104V138H102ZM142 139V138H141ZM156 139V138H155ZM176 139V138H175ZM187 139V138H186ZM192 139H193V136H192ZM195 139V138H194ZM198 139V138H197ZM225 139H226V137H225ZM45 140V139H44ZM51 140V139H50ZM49 140V141H50ZM63 140V139H62ZM69 140V139H68ZM81 140V139H80ZM87 140V139H86ZM136 141H140V138H139V140L138 139H135ZM135 140H133L134 142H135ZM149 140H150V138H149ZM165 140H166V138H165ZM200 140V139H199ZM203 140H204V138H203ZM8 141V144H10L11 145V143H9V141H10V139H8L7 140ZM22 141H23V139H22ZM48 141V142H49ZM63 141H65V140H63ZM70 141H72V140H70ZM69 141V142H70ZM85 141V140H84ZM90 141H92V140H90ZM101 141V142H102ZM106 141H107V139H106ZM120 141V140H119ZM123 141H125V140H123ZM122 141V142H123ZM142 141V140H141ZM148 141V140H147ZM161 141V140H160ZM2 142V141H1ZM36 142V141H35ZM46 142V141H45ZM47 142V143H48ZM52 142V141H51ZM62 142V141H61ZM88 142V141H87ZM129 142V141H128ZM145 142V141H144ZM152 142H155V141H152ZM189 142V141H188ZM7 143V142H6ZM13 144H14V142H12ZM16 143V142H15ZM19 143V142H18ZM46 143V144H47ZM54 143V142H53ZM51 144L50 146H51V148L53 149H51V152L50 151H47V152H49V154H48V156H50V157H47V159L48 160H44L43 159V161H39V155L37 156V159H34L35 158V155L34 154H32L31 155V153H30V155L33 157V155H34V158H31V156L29 157V159L31 158V160H32V166H30V164H27L29 161H27L26 162V164H27V167H29V168H27L28 169V174L30 175L31 174V170H30V168L31 169H33L32 167H34V165H33V163H36L37 161L38 162H40V164L41 163H43V164H45V165H43L44 167V170L42 171V174H40L39 176L40 177H38V178H36V176H35V178L34 179H37L38 180V185H39V187H38V185L36 184L37 183V181H35L36 183H35V185H37V187L39 188V189H41V191H39V192H37L36 191V193H38V196H39V198L40 199H42V198H45V197H47V195L49 194V190H47L48 189V186L50 185L49 183V180L47 181V179H49V177L51 178V180H52V182H54V185H55V191H54V194H59V195H61V199H62V203L65 205L66 204V202H65V200L64 199H67V198H65V197H67V195L66 194H69V193H61V192H58V191H56V184L62 189H64V188H67L68 189V185L70 184V180L71 179H69L71 176V174L73 175V177H74V179L76 178L75 176L76 175H78L79 173H77L76 172V169L79 171V168L82 166L83 167V165H85L84 163H83V165H79L80 167L78 168V166H77V168L76 169H74L73 167H75L74 166V164L72 165L70 162H71V160L73 161V160H76L78 157H80V156H77L78 154H80V153H77V150L75 149L76 148V146H72V145H74L73 143H72V145L71 144H69L70 146H71V148L70 147H67L68 149H67V151L66 152H63L62 150H61V152H63L62 154H60V156L59 155H57L56 154V152H53L55 149H54V146L53 145H55L56 144V142H55V144ZM71 143V142H70ZM93 143V142H92ZM125 143H126V141H125ZM124 143V144H125ZM149 143V142H148ZM230 143V142H229ZM28 144H30V142L28 143ZM67 144V143H66ZM78 144V143H77ZM85 144V143H84ZM83 144V145H84ZM87 144V143H86ZM99 145H101L102 143H98ZM123 144V145H124ZM131 144V143H130ZM136 144V143H135ZM134 144V145H135ZM149 144H151V143H149ZM189 144V143H188ZM35 145V144H34ZM48 145V144H47ZM58 148H60V146H59V142H58ZM92 145V144H91ZM132 145V144H131ZM178 145H180V144H178ZM192 145V144H191ZM25 146V145H24ZM36 146V145H35ZM49 146V145H48ZM49 146V147H50ZM138 146V145H137ZM147 146H149V145H147ZM147 146H146V148H147ZM12 146H9V148H11ZM15 146H13V148H14ZM27 147V146H26ZM38 147H41V146H38ZM65 147V146H64ZM92 147H94L93 145H92ZM128 147V146H127ZM145 147V146H144ZM154 147V146H153ZM17 148H19V149H16L17 151L18 150H20V147L19 146H17ZM33 148V147H32ZM58 148H56L57 150H58ZM61 148H62V145H61ZM70 148V149H69ZM80 148V147H79ZM86 148V147H85ZM135 148V147H134ZM179 148V147H178ZM177 148V149H178ZM181 148H183V147H181ZM30 149H31V144H30ZM63 149V148H62ZM122 149V148H121ZM125 149H126V145H125ZM129 149V148H128ZM136 149H137V147H136ZM180 149V148H179ZM11 151H12V148L10 149ZM32 150V149H31ZM39 151L38 152H40V149H38ZM50 150V149H49ZM60 150V149H59ZM59 150H58V152H59ZM65 150H66V148H65ZM130 150V149H129ZM132 150V149H131ZM146 150V149H145ZM149 150V149H148ZM151 150V149H150ZM149 150V151H150ZM7 151V150H6ZM9 151V150H8ZM7 151V152H8ZM15 150H13V152H14ZM21 151V154H22V150H20ZM19 151V152H20ZM79 151V150H78ZM81 151V150H80ZM85 151V150H84ZM149 151H147V152H149ZM174 151V150H173ZM175 151H177L176 149H175ZM174 151V152H175ZM180 151V150H179ZM12 152V153H13ZM57 152V153H58ZM61 152H59V153H61ZM127 152V151H126ZM141 152V151H140ZM139 152V153H140ZM147 152H145L146 154H148ZM12 153H9V154H11L12 155ZM15 153H16V151H15ZM27 153V152H26ZM33 153V152H32ZM44 153V152H43ZM42 153V155H43V157H44V154ZM99 153V152H98ZM97 153V154H98ZM128 153V152H127ZM127 153H126V155H127ZM14 154V153H13ZM16 154H18V152L16 153ZM36 154H37V152H36ZM82 154V153H81ZM83 154H85V153H83ZM83 154H82V156L80 157V158H82L83 157ZM92 154H94V153H92ZM137 155H138V153H136ZM142 154V153H141ZM143 154H144V152H143ZM176 154H180L179 152L178 153H176ZM1 155V154H0ZM4 155H5V153H4ZM10 155V156H11ZM15 155V154H14ZM14 155H13V157H14ZM19 155V154H18ZM25 155V154H24ZM40 155H41V153H40ZM42 155L40 156V159H41V157H42ZM122 155V154H121ZM10 156H8V157H10ZM25 156H28V154H26ZM24 156V157H25ZM60 158H59V157ZM88 156V155H87ZM86 156V157H87ZM93 156V155H92ZM143 157H146V156H144V155H142ZM21 157V156H20ZM23 157V158H24ZM42 157V158H43ZM46 157V156H45ZM86 157H83V160H84V162H85V158ZM100 157H99V161H100ZM117 157H118V155H117ZM140 157V156H139ZM3 158V157H2ZM11 158V160L12 161H14V162H19V160H20V158H19V160H18V158L16 157V160L17 161H15V157L14 158H12V156L10 157ZM26 158V157H25ZM59 158V159H58ZM88 158V157H87ZM93 158V157H92ZM227 158V159H228ZM21 159H22V157H21ZM26 159H28V157L26 158ZM28 159V160H29ZM79 159V158H78ZM94 159H96V158H93V160ZM130 159V158H129ZM143 159H145V158H143ZM226 159V160H227ZM79 160H81V159H79ZM78 160V161H79ZM116 160V159H115ZM128 160V159H127ZM130 160H133V159H130ZM4 161H5V159H4ZM3 161V162H4ZM22 160H20V163H22L21 162ZM89 161H92V160H89ZM96 161V160H95ZM228 161V160H227ZM11 162V161H10ZM117 162H118V158H117ZM144 162V161H143ZM173 162H175V161H173ZM1 163V162H0ZM8 163V162H7ZM6 163V164H7ZM16 163V164H17ZM25 162H23V164H24ZM126 163H127V161H126ZM141 163V162H140ZM145 163V162H144ZM3 164V163H2ZM12 164H13V166H14V168H16V167H18V165L16 166V164H14L13 162H12ZM37 164V163H36ZM79 164V163H78ZM80 164H82V163H80ZM88 164H90V163H88ZM87 164V165H88ZM93 164V163H92ZM92 164H90V166L92 167ZM96 164H93V166H95ZM118 164V163H117ZM129 164V163H128ZM168 164V163H167ZM9 165H11V163L9 164ZM37 165H39V164H37ZM36 165V166H37ZM71 165V166H70ZM126 165V164H125ZM133 165V164H132ZM141 165H143V163L141 164ZM145 165H147L146 163H145ZM3 166V165H2ZM12 166V165H11ZM20 166V165H19ZM24 166V165H23ZM35 166V167H36ZM52 166H55V167H57V169L55 170V171H53L52 169ZM124 166V165H123ZM127 166V165H126ZM135 166V165H134ZM137 166V165H136ZM190 166V165H189ZM212 166H214V165H212ZM40 167V166H39ZM101 167V168H100ZM167 167V166H166ZM177 167V166H176ZM3 168H5L4 166H3ZM11 168H13V167H11ZM11 168H8L9 170L11 169ZM13 168V169H14ZM21 169L23 168L22 166L20 167ZM52 168V169H51ZM72 168H73V171L75 172H73L72 171ZM84 168L86 169V168H89L88 166L86 167H83V170L82 171H84ZM115 168V167H114ZM135 168V167H134ZM143 168V167H142ZM141 168V169H142ZM172 167H170V169H171ZM16 169H18V168H16ZM27 169L26 170H24V168L22 169V170H24V171H22V173H24V175H25V173H26V171H27ZM36 169V168H35ZM35 169H34V171H35ZM40 169V168H39ZM124 169H125V167H124ZM130 169H131V171H132V167H130ZM139 169V171H140V167L138 168ZM173 169V168H172ZM4 170V169H3ZM15 170V169H14ZM13 170V171H14ZM38 170V169H37ZM94 170H93V174H94ZM136 170V169H135ZM147 170H148V168H147ZM163 170V169H162ZM173 170H175V169H173ZM173 170H171V173H174L173 172ZM11 171V170H10ZM18 170H16L15 171V175H16V172H17ZM33 171V173L35 174V172L36 173H38V171H40L41 172V170H38V171H35L34 172ZM82 171H79V172H82ZM128 171V170H127ZM134 171V170H133ZM138 171V172H139ZM145 171V170H144ZM170 171V170H169ZM182 171V170H181ZM6 172V175L7 176H9V174H7V172H8V170L6 171H4V173ZM39 172V173H40ZM89 172V171H88ZM87 172V170H86V173H88ZM91 172V171H90ZM135 172H137V171H135ZM157 172V171H156ZM159 172V171H158ZM157 172V173H158ZM184 172H186V170H184ZM10 173H13L14 174V172H10ZM19 173L20 172H18V175H19ZM26 173V174H27ZM86 173H85V175H86ZM154 173V171L152 172V174ZM27 174V175H28ZM70 174V175H69ZM84 173H81V174H79V179H81V180H83V178H84ZM137 174V173H136ZM139 174V173H138ZM183 172L182 173H180V175H181V177H183L186 173H184L183 175ZM12 175V174H11ZM27 175H25V177L23 176V174H22V177H23V179L25 178V180H26V177H27ZM29 175H28V177H29ZM92 175V174H91ZM95 175V174H94ZM90 176V175H86L87 177H85L86 179L88 178L89 179V181L91 182H95L94 181V179H95V176ZM113 175V174H112ZM140 175V174H139ZM2 176V175H1ZM0 176V177H1ZM3 176H5V175H3ZM20 176H21V173H20ZM20 176H17L15 179H17L18 177H20ZM81 176V177H80ZM83 176V177H82ZM89 176H90V178H89ZM171 176H173V175H171ZM176 176V175H175ZM175 176H173V177H175ZM6 177V176H5ZM13 177H15L14 175H13ZM13 177H11V178H13ZM73 177H72V182H71V184L73 183V181L75 182V180L77 179H75V180H73ZM178 177V176H177ZM180 176H179V178H181ZM4 178V177H3ZM7 178V177H6ZM30 178V177H29ZM47 178V179H46ZM84 178V180H85V182H84V180H83V183L85 184L86 183V179ZM118 178V177H117ZM125 178V177H124ZM123 178V179H124ZM187 178V179H186ZM2 179V178H1ZM14 179V180H15ZM22 179V178H21ZM79 179H77L76 181H79V183L81 184V180H79ZM91 179V180H90ZM111 179H112V177H111ZM137 179V178H136ZM191 179V178H190ZM196 178H193V179H191L192 181H194ZM9 180H10V178H9ZM8 180V181H9ZM118 179H116V181H117ZM173 180V182L176 180V178L175 179H172ZM172 180H170V181H172ZM180 180V179H179ZM179 180H178V184H179ZM182 180H187V182L188 183H190V180L188 179V177L185 175L184 177H183V179ZM189 180V181H188ZM6 181V180H5ZM8 181H7V186H9V184L11 183L10 181V183H8ZM17 181V180H16ZM23 181V180H22ZM89 181H87V185H88V182ZM104 181V180H103ZM111 181V180H110ZM125 181V180H124ZM138 181V180H137ZM136 181V183H139V182H137ZM140 181H141V178H140ZM169 181V182H170ZM191 181V182H192ZM2 182H3V180H2ZM21 182V181H20ZM28 182H31V179H30V181H28ZM32 182H33V178H32ZM31 182V183H32ZM89 182V185L91 184ZM97 182H98V180H97ZM122 182V181H121ZM183 182H185V181H183ZM186 182V183H187ZM196 182V181H195ZM194 182V183H195ZM5 184H3L4 186H2V187H5L4 189H7V186H6V182H4ZM13 183V182H12ZM11 183V184H12ZM22 183H24V181L22 182ZM21 183V184H22ZM69 183V184H68ZM76 183V182H75ZM79 183H76V187L79 185L80 186V184ZM99 183V182H98ZM115 183H117V182H115ZM136 183H134V184H136ZM170 183H172V182H170ZM193 183V182H192ZM197 183H199L198 181H197ZM10 184V185H11ZM28 184V183H27ZM74 184V183H73ZM72 184V185H73ZM78 184V185H77ZM100 184V183H99ZM119 184H120V182H119ZM0 185H2L1 183H0ZM30 185L31 184H29L28 186L30 187ZM54 185H53V187H54ZM83 185V184H82ZM87 186V189H86V191H87V193L85 194V196H84V202H82V206L84 207V205H85V209H86V211H87V217H86V219L85 220H81L82 222H85V224H84V227H83V230H82V232H80L79 234H80V236L78 237V236H76V237H78L77 239L78 240H76L75 239V241L76 242H74V243H76V246L75 247H73V249L72 250H70L69 248L67 249V253L69 252V254L71 255V256H69V257H71V258H68V260L69 261H67V263L65 262V264H79V262L83 259V258H86L87 260H91V258H92V256L93 257H96L95 256V254L96 253H94L93 251H92V249L95 247H93V248H91L92 247V245H93V241L91 242V240L89 239V233L93 230V227H92V217H93V214H95V210H94V205H95V203H94V201H92V196L94 195V190H95V188H91L90 186ZM97 185V184H96ZM180 185V184H179ZM178 185V187H180ZM13 186V185H12ZM11 186V187H12ZM34 186V185H33ZM52 185H50V187H51ZM75 186V185H74ZM101 187H102V185H100ZM138 186V185H137ZM171 186V185H170ZM16 186H15V184H14V187L13 188H15ZM37 187L35 186V189H37ZM49 187V188H50ZM177 187V188H178ZM32 188H34V187H32ZM81 188V187H80ZM85 188V187H84ZM135 187H133V189H134ZM172 188V187H171ZM20 189V188H19ZM23 189H25V188H23ZM38 189V190H39ZM59 189V188H58ZM61 189H60V191H61ZM67 189H66V191H67ZM130 189V188H129ZM132 189V188H131ZM130 189V190H131ZM135 189H137V188H135ZM174 189V188H173ZM179 189V188H178ZM8 190V189H7ZM6 190V191H7ZM12 190V189H11ZM15 190V189H14ZM51 190V189H50ZM75 190V189H74ZM85 190V189H84ZM181 190V189H180ZM188 190H189V188H188ZM232 190H233V188H232ZM4 191V190H3ZM19 191V190H18ZM22 191V190H21ZM30 191H31V189H30ZM47 191H49L48 192V194H47ZM66 191H62V192H66ZM80 191V190H79ZM83 191V190H82ZM128 191V190H127ZM133 191V190H132ZM170 191H172V189L170 190ZM190 191V190H189ZM70 192V191H69ZM74 192V191H73ZM76 192V191H75ZM129 192V191H128ZM186 192V191H185ZM184 192V193H185ZM8 193L9 194H7V198L6 197H3L2 196V198H0V199H4V201L6 200V199H8V197L10 196V194H12L11 192H10V190L8 191ZM13 193H14V191H13ZM18 194L20 193V192H17ZM21 193H23V192H21ZM98 193V192H97ZM129 193H131V192H129ZM179 193V192H178ZM27 194L29 195V193L27 192ZM78 194V193H77ZM125 194V193H124ZM128 194V193H127ZM167 194V193H166ZM165 194V195H166ZM171 194H174V193H171ZM171 194H168V195H171ZM177 194V193H176ZM183 194V193H182ZM4 195V194H3ZM9 195V196H8ZM13 195V194H12ZM32 195V194H31ZM35 195V194H34ZM34 195H33V197H34ZM72 195H74L73 193H72ZM81 195V194H80ZM185 195V194H184ZM22 196H23V194H22ZM38 196H37V198H38ZM50 196V195H49ZM69 196V195H68ZM74 196H76V195H74ZM176 196H178V194L176 195ZM14 197V196H13ZM60 197V196H59ZM78 197V196H77ZM104 197V196H103ZM164 197H166V196H164ZM171 197V196H170ZM181 197H182V195H181ZM6 198V199H5ZM26 198V197H25ZM72 198V197H71ZM73 198H75V197H73ZM79 198V197H78ZM176 198V197H175ZM183 198H185V196L183 197ZM182 198V199H183ZM22 199V198H21ZM20 199V200H21ZM23 199H24V197H23ZM32 199H36V196L34 197V198H32ZM70 199V198H69ZM77 199V198H76ZM83 199V198H82ZM95 199L97 200V197L95 196ZM166 199H167V197H166ZM174 199V197L172 198V199H167V201H168V203H169V201L170 200H173ZM188 199V198H187ZM11 200V199H10ZM9 200V201H10ZM43 200V199H42ZM60 200V199H59ZM64 200V201H63ZM71 200V199H70ZM75 200V199H74ZM81 200V199H80ZM184 200V199H183ZM1 201V200H0ZM8 201V200H7ZM12 201V200H11ZM36 201V200H35ZM41 201V200H40ZM69 201V200H68ZM73 201V200H72ZM71 201V202H72ZM76 201V200H75ZM18 202V201H17ZM20 202V201H19ZM77 202V201H76ZM98 202V201H97ZM172 202V201H171ZM170 202V203H171ZM184 202V201H183ZM187 202H188V200H187ZM191 202V201H190ZM7 203H9V202H7ZM32 203H33V201H32ZM37 203V202H36ZM56 203H58L57 201H56ZM54 204L53 203V206H54V213H57V215H61V218L60 217H57V218H60V219H54L53 220V216L51 215L50 216V214L49 213H45L44 212V214H48L47 216L46 215H36V216H38V219H33V214H32V209L34 208V207H32V205L34 204H28V203H26L25 201H24V204H25V206L27 207V209L26 210H24V208L22 207V209L21 210H23L24 211V214L26 215V214H28V216L29 217H32L31 219H29V221H28V225H29V227H27V229H26V226L25 225H27V221H26V219H27V216H26V219L24 220V214H22V216L24 217H20V220L21 221H19V222H17V219L12 215V214H14V213H12L11 214V212H9V211H7L8 209H0V227H1V225H5L4 227H1V229L2 228H4L3 230H0V252L2 251V252H4V255H5V252H8V254H10V255H12L13 253H14V250L16 251L17 250V248L19 247V246H21V247H19V248H23L22 247V245L23 244H26V241H25V239H24V236H26V235H21V234H23V233H26V231H27V234L29 235V241L31 242V243H28L29 245H27V248L24 250L25 252L26 251H28V252H33V249L36 251V252H33V253H36V254H34V256H38V254L40 253V250H41V248H42V246L47 242V240H45L43 237L46 235L47 236V234H45L44 232H43V230L45 229V227H46V223L45 222H48V224H50L51 222H52V220L53 221H60V226H58V228L57 229H66V228H64V226L68 223V219L66 218L67 217V215L69 214H66L65 216H64V209L65 208H63V206H62V208L60 207L61 205H59V207L57 206V204ZM62 203H60V204H62ZM73 203V202H72ZM83 203H84V205H83ZM193 203V202H192ZM41 204V203H40ZM99 204V203H98ZM172 204H173V202H172ZM194 204V203H193ZM5 205V204H4ZM36 205V204H35ZM43 205H44V207H46L47 206V203H43ZM190 205H192V204H190ZM195 205V204H194ZM12 206H14V205H12ZM19 206V205H18ZM21 206H23V205H21ZM24 206V207H25ZM73 206V205H72ZM71 206V207H72ZM74 206H75V204H74ZM77 206V205H76ZM81 206V207H82ZM173 206V205H172ZM0 207H1V202H0ZM16 207H17V205H16ZM42 207V206H41ZM65 207V206H64ZM6 208H8V207H6ZM9 208H11V206L9 207ZM53 208V207H52ZM76 208V207H75ZM75 208H71V210H73L74 212H75ZM132 208V207H131ZM173 208V207H172ZM176 208V207H175ZM247 208V209H246ZM13 209V208H12ZM17 209V208H16ZM51 209V208H50ZM66 209H67V206H66ZM79 209H83V208H78V212H79ZM71 210L69 211V212H71ZM174 210H176V209H174ZM234 210V209H233ZM20 211V210H19ZM25 211H27L26 213H25ZM31 211V214L29 213ZM38 211V210H37ZM76 211V213L75 214H77L78 212ZM180 211V210H179ZM16 212L19 214V212L16 210ZM41 212V211H40ZM50 212V211H49ZM67 212V211H66ZM74 212L72 213L73 215H74ZM196 212V211H195ZM23 213V212H22ZM51 213V212H50ZM84 213V212H83ZM179 213H181V212H179ZM178 213V214H179ZM194 213V212H193ZM205 213V212H204ZM21 214V213H20ZM36 214V213H35ZM82 214V213H81ZM183 214V213H182ZM181 214V215H182ZM80 215V214H79ZM83 215V214H82ZM175 215H176V213H175ZM190 215H191V213H190ZM193 215V214H192ZM75 216V215H74ZM28 217V218H29ZM47 217V218H46ZM53 217V218H52ZM85 217V216H84ZM170 217V216H169ZM173 217V216H172ZM176 217V216H175ZM200 217V216H199ZM259 217V218H258ZM21 218H23V219H21ZM46 218V219H45ZM70 218V217H69ZM80 218V217H79ZM234 218V217H233ZM52 219V220H51ZM73 219H75V218H73ZM78 219V218H77ZM81 219H83V218H81ZM194 219V218H193ZM51 220V221H50ZM59 221H58V223H59ZM74 221V220H73ZM72 221V222H73ZM78 221V220H77ZM99 221V220H98ZM25 222H26V224H25ZM69 223H70V221H69ZM74 223H75V221H74ZM81 223V222H80ZM47 224V225H48ZM83 224V223H82ZM75 224H73L72 226H74ZM78 225H79V223H78ZM108 225L109 224H107V227H108ZM114 225V224H113ZM53 226V223H51L50 224V228ZM106 226V225H105ZM110 226V225H109ZM70 227H71V225H70ZM70 227H68V228H70ZM80 227V226H79ZM141 227V226H140ZM53 228V227H52ZM99 228V227H98ZM110 228V227H109ZM18 230L19 231V233L20 234H18L17 232V234H15V231L16 230ZM26 229V230H25ZM55 229H56V227H55ZM80 230H81V228H79ZM95 229V228H94ZM96 230V229H95ZM101 230V229H100ZM130 230H131V228H130ZM237 230V229H236ZM45 231H46V229H45ZM50 231V230H49ZM56 231V230H55ZM64 231V230H63ZM105 231V230H104ZM133 231V230H132ZM35 232H36V234H35ZM47 232V231H46ZM51 232V231H50ZM113 232H115V231H113ZM112 232V233H113ZM129 232V231H128ZM252 232V233H253ZM55 233V232H54ZM61 233V232H60ZM70 233H74V232H70ZM139 233V232H138ZM144 233V232H143ZM57 234V233H56ZM64 234H66V233H64ZM105 234V233H104ZM122 234V233H121ZM128 234H130V233H128ZM134 234V233H133ZM219 234V233H218ZM32 235V236H31ZM55 235V234H54ZM53 235V236H54ZM71 235V234H70ZM69 235V236H70ZM78 235V234H77ZM95 235V234H94ZM106 235V234H105ZM119 235V234H118ZM250 235V234H249ZM256 235V236H257ZM45 236V237H46ZM50 236V235H49ZM48 236V237H49ZM53 236L51 237V238H53ZM60 236V235H59ZM65 235H63L62 237H59L58 239H62V241L61 240H59V241H61V244L59 245H57V244H55V243H57V242H55L54 243V247L56 246V247H58L59 248V246H61V249L64 247V246H62L63 244H64V242L66 241L65 239H67V238H65L64 237ZM69 236H68V238H69ZM136 236V235H135ZM218 236V235H217ZM252 236V235H251ZM47 237V238H48ZM67 237V236H66ZM72 237V236H71ZM179 237H180V235H179ZM178 237V238H179ZM182 237V236H181ZM73 238V237H72ZM91 238V237H90ZM94 238V237H93ZM92 238V239H93ZM98 238V237H97ZM109 238V237H108ZM123 238V237H122ZM215 238V237H214ZM27 239V238H26ZM56 239V238H55ZM100 239H102V238H100ZM124 239V238H123ZM122 239V240H123ZM133 239V238H132ZM54 240V239H53ZM53 240H52V242H53ZM89 240H90V242L92 243H90L89 242ZM104 240V239H103ZM121 240V241H122ZM128 240V239H127ZM102 241V240H101ZM108 241V240H107ZM125 241V240H124ZM130 241V240H129ZM132 241V240H131ZM25 242V243H24ZM50 242H51V239H50ZM51 242V243H52ZM69 242V241H68ZM72 242V244H74ZM94 242H96V241H94ZM98 242V241H97ZM42 243V244H41ZM50 243V244H51ZM101 243V242H100ZM103 243V242H102ZM117 243V245H118V241L116 242ZM123 243H125V242H123ZM127 244L129 243V242H126ZM212 243V242H211ZM70 244V243H69ZM104 244V243H103ZM121 243H119V245H120ZM130 244V243H129ZM42 245V246H41ZM68 245V244H67ZM95 245V244H94ZM126 245V244H125ZM24 247H25V245H23ZM49 246V245H48ZM72 246V245H71ZM130 246V245H129ZM205 246V245H204ZM17 247V248H16ZM41 247V248H40ZM45 247H46V245H45ZM50 247V246H49ZM68 247V246H67ZM47 248V247H46ZM51 248V247H50ZM48 249V252L49 251H53L54 252V250H55V252L56 251H58V250H60V248L57 250V248H53V250L52 249ZM100 248V247H99ZM106 248V247H105ZM24 249V248H23ZM102 249V248H101ZM126 249H128V248H126ZM133 249V248H132ZM20 250V249H19ZM63 250H65L66 251V247H65V249H63ZM23 251V252H24ZM101 251V250H100ZM105 251V250H104ZM104 251H102V253L104 252ZM127 251V250H126ZM17 252H18V250H17ZM23 252L21 253V252H19L18 254H17V256H18V258L20 257V260H21V258L22 259H24L25 261L26 260H28V262L26 263V264H38L39 262L37 261V259L39 260V258H40V261L43 259V257H42V259H41V257H40V255L42 254H39V256L38 257H36V258H33V259H31L33 256H31V255H33V253H31V255H30V253H25L24 252V254H23ZM46 252V251H45ZM54 252V253H55ZM60 252V251H59ZM97 252V251H96ZM108 252V251H107ZM121 252V251H120ZM58 253V252H57ZM56 253V254H57ZM109 253V252H108ZM118 253V252H117ZM124 254L126 253V252H123ZM28 255V256H30V257H26L25 258V256L26 255ZM47 254V253H46ZM56 254L55 255H52V257L53 256H56ZM105 254V253H104ZM15 255V254H14ZM43 255H45V253L43 254ZM58 255V254H57ZM98 255V254H97ZM105 255H107V254H105ZM122 255V254H121ZM46 256H48V255H46ZM103 256V255H102ZM123 256V255H122ZM121 256V257H122ZM7 257H9V256H7ZM6 257V258H7ZM14 257V256H13ZM98 257V256H97ZM100 257V256H99ZM126 257V256H125ZM6 258H3V253L1 254L0 253V264H2V262H4V259H6ZM17 258V257H16ZM31 260H30V259ZM56 258H58V256H56ZM55 258V259H56ZM101 258V257H100ZM123 258V257H122ZM14 259V258H13ZM36 259V260H35ZM46 259H47V257H46ZM85 259V260H86ZM125 259V258H124ZM10 260V259H9ZM51 260H53V259H51ZM90 260L88 261V263H90L91 264V262H90ZM12 261V259L9 261V264H10V262ZM17 261V260H16ZM46 261V260H45ZM56 261H58V259L57 260H55V262ZM194 261V260H193ZM18 262H19V260H18ZM37 262V263H36ZM52 262V261H51ZM83 262H85L84 260H83ZM16 263V262H15ZM21 263V262H20ZM23 264L25 263V262H22ZM21 263V264H22ZM44 263V260L43 261H41V263L40 264H43ZM47 262H45V264H46ZM8 264V263H7ZM19 264V263H18ZM81 264V263H80ZM146 264H147V262H146Z\"/></svg>","mask_w":264,"mask_h":264}]
</instances>
